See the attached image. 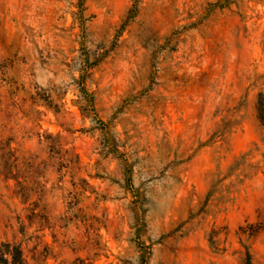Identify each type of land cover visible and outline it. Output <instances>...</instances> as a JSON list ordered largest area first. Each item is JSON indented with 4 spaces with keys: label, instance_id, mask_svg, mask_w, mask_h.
Listing matches in <instances>:
<instances>
[{
    "label": "rangeland",
    "instance_id": "374dc122",
    "mask_svg": "<svg viewBox=\"0 0 264 264\" xmlns=\"http://www.w3.org/2000/svg\"><path fill=\"white\" fill-rule=\"evenodd\" d=\"M261 98L264 0H0V244L264 264Z\"/></svg>",
    "mask_w": 264,
    "mask_h": 264
},
{
    "label": "trees",
    "instance_id": "16d2710c",
    "mask_svg": "<svg viewBox=\"0 0 264 264\" xmlns=\"http://www.w3.org/2000/svg\"><path fill=\"white\" fill-rule=\"evenodd\" d=\"M263 100V98L259 100V106L264 104ZM260 111L264 112V110L261 109ZM6 253L11 256L10 261L3 258ZM0 262H2V264H21V250L17 246H11L9 243L0 244Z\"/></svg>",
    "mask_w": 264,
    "mask_h": 264
}]
</instances>
